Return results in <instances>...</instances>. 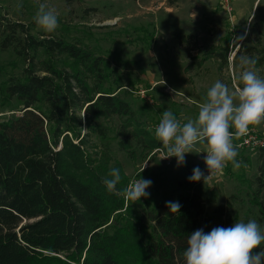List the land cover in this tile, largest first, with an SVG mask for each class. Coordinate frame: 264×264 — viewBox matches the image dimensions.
<instances>
[{"label":"trees","instance_id":"1","mask_svg":"<svg viewBox=\"0 0 264 264\" xmlns=\"http://www.w3.org/2000/svg\"><path fill=\"white\" fill-rule=\"evenodd\" d=\"M8 48L25 66L0 85L2 103L13 99L19 107L0 121V264H185L188 235L197 229L252 219L264 229V146L237 147L242 166L229 173L244 185L225 201L203 179L189 181L195 167L203 171L200 161L161 192L149 168L137 172L152 181L150 195L125 200L103 183L112 168L120 171L118 190L131 180L114 147L135 160L161 142L145 108L126 97L131 91L112 60L3 16L0 49ZM257 51L249 56L261 67L264 46ZM214 57L226 61V49L193 60L200 67ZM252 159L255 173L246 176ZM169 201L179 202V212L169 211Z\"/></svg>","mask_w":264,"mask_h":264},{"label":"rangeland","instance_id":"2","mask_svg":"<svg viewBox=\"0 0 264 264\" xmlns=\"http://www.w3.org/2000/svg\"><path fill=\"white\" fill-rule=\"evenodd\" d=\"M45 2L58 13L59 27L52 34L77 40L110 58L120 72L121 83L131 91L126 97L136 107H144L152 122L165 110H171L182 124L194 120L207 90L217 80L230 89L237 86L243 70L239 58L250 57L252 52L258 56L257 50L264 46V0H0V18L21 21L31 26L32 33L41 34L45 31L37 26L34 16L39 4ZM211 48L226 49V61L208 58L197 67L193 56H202ZM24 66L11 48L0 49V85L10 76L20 77ZM255 70L264 78V65ZM141 88L147 89L152 103L140 99L137 90ZM16 108L13 99L5 103L0 100L5 119L19 113ZM263 123L250 126L262 137ZM114 150L131 179H139L136 173L149 168L154 187L161 192L181 178L186 165L199 164L200 152L207 148L198 143L194 153L185 155L186 163L181 166H177L175 157L167 163L152 154L153 149L135 160L116 147ZM227 166L219 180H203L217 191L221 201L236 186L244 185L230 175L237 171L231 162ZM253 173L252 159L245 175Z\"/></svg>","mask_w":264,"mask_h":264},{"label":"clouds","instance_id":"3","mask_svg":"<svg viewBox=\"0 0 264 264\" xmlns=\"http://www.w3.org/2000/svg\"><path fill=\"white\" fill-rule=\"evenodd\" d=\"M192 15L195 16L194 13ZM34 21L46 33H52L59 27L58 13L46 2L39 4ZM239 62L243 70L237 77V86L230 89L217 80L207 90L194 120L181 124L171 110H165L155 128V137L166 150L163 159L175 157L177 166L186 163L185 155L194 153L198 143L206 144L204 163L209 175L205 176L197 166L188 177L190 182H199L202 178L205 182L214 175L223 174L229 162L234 170H238L242 162L236 160L238 146H234L233 138L247 135L250 126L264 122V78L255 70V58L241 56ZM108 176L110 178L103 180L107 190L125 200L135 202L150 195L146 190L152 185L151 180L140 178L118 190L117 185L121 181L119 169L112 168ZM166 207L177 213L180 204L169 201ZM262 244L264 229L260 224L254 219L241 220L231 227H215L207 233L203 229L195 230L188 235L183 257L185 264H264Z\"/></svg>","mask_w":264,"mask_h":264},{"label":"built area","instance_id":"4","mask_svg":"<svg viewBox=\"0 0 264 264\" xmlns=\"http://www.w3.org/2000/svg\"><path fill=\"white\" fill-rule=\"evenodd\" d=\"M223 1L226 2V0H223ZM225 6L228 7L227 4H225ZM137 93L146 102L152 103V98L150 97L149 93L147 92V89H145V88L138 89L137 90ZM4 115H6V112H1L0 111V121L5 120V118L3 117ZM161 118L162 117L156 119L151 124V129H152V131L154 133H155V128L159 124ZM235 145L238 146L239 148L248 149L249 151L254 152L258 148L264 146V137L258 135L257 132L254 129L249 128L248 134L245 135V136L239 137V140H238V142ZM206 151L205 152L204 151L203 152H200V155H199V161L203 165V172H204L205 176L209 175L207 166L204 163V158L206 156ZM151 153L152 154H157V156H159L162 160L166 161L167 163H169L170 160H171V158L163 159L164 156L166 155V150L163 149L162 143H161V146L160 147L154 148ZM221 175H214V176H212L211 179L207 180L206 182L219 180L221 178ZM135 180H138V179H131L130 180V183L133 182V181H135Z\"/></svg>","mask_w":264,"mask_h":264},{"label":"crops","instance_id":"5","mask_svg":"<svg viewBox=\"0 0 264 264\" xmlns=\"http://www.w3.org/2000/svg\"><path fill=\"white\" fill-rule=\"evenodd\" d=\"M261 128H262V130H263V133H264V123H263V125L261 126Z\"/></svg>","mask_w":264,"mask_h":264}]
</instances>
